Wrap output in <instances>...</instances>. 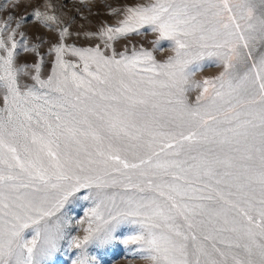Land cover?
<instances>
[{"label": "snow or ice", "instance_id": "obj_1", "mask_svg": "<svg viewBox=\"0 0 264 264\" xmlns=\"http://www.w3.org/2000/svg\"><path fill=\"white\" fill-rule=\"evenodd\" d=\"M121 14L86 33L104 50L55 46L47 78L43 58L34 75L15 65L21 22L0 23V264H49L74 199L91 206L72 264L122 226L147 264H264V0H150ZM148 33L152 50L113 46ZM209 65L222 70L195 80Z\"/></svg>", "mask_w": 264, "mask_h": 264}, {"label": "rangeland", "instance_id": "obj_2", "mask_svg": "<svg viewBox=\"0 0 264 264\" xmlns=\"http://www.w3.org/2000/svg\"><path fill=\"white\" fill-rule=\"evenodd\" d=\"M150 0H0V23H3L12 16L11 27L15 28L17 22H21V27L17 29L16 40L18 42L17 56L15 65L17 67L27 66L31 74H35L34 65L41 63L42 59V78H47L55 62V53L52 49L63 42L65 45H72L79 48L95 47L98 44L104 50L103 41L96 35L91 38L86 33L98 34L100 29L105 26H115L118 20L123 19L122 10L126 6L136 4H146ZM116 12H113V10ZM40 11L57 18V22H48V26L34 18V11ZM23 17H28V22H22ZM64 28L68 29V35L63 41L60 40L59 33ZM143 31V30H142ZM23 34V41L21 40ZM154 34L132 35L127 39L115 41L113 46L117 53L131 51L132 45L143 46L152 50ZM24 45L29 49L35 48L36 51H24ZM163 51H155L154 55L159 61L165 60L172 55L168 49L167 42L162 44ZM111 54V50H108ZM65 59L75 61V57L65 56ZM222 69L215 65H209L203 71L198 72L195 80L201 81L205 78H214ZM21 84L33 83L30 77L21 74ZM197 92L190 93V98L194 99ZM0 107H3L2 95H0ZM81 195V194H78ZM90 202L83 199H74L67 206L66 214L71 217V222L66 226L65 239L60 242V250L49 258V264H72L79 254V250L70 248L68 241L71 237H83V229L86 228L87 220L85 213L90 207ZM84 220L83 224L79 221ZM128 226H122L116 239L103 248L89 246L88 260L90 264H95L93 257L100 264H147V261L134 251L136 245L131 243L125 245L122 241L131 233Z\"/></svg>", "mask_w": 264, "mask_h": 264}]
</instances>
